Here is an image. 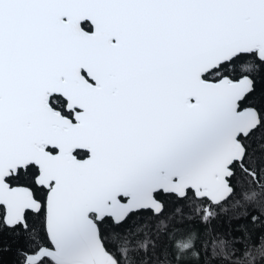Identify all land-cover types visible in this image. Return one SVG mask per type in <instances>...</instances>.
Returning <instances> with one entry per match:
<instances>
[{"label":"snow or ice","instance_id":"1","mask_svg":"<svg viewBox=\"0 0 264 264\" xmlns=\"http://www.w3.org/2000/svg\"><path fill=\"white\" fill-rule=\"evenodd\" d=\"M0 264H264V0H0Z\"/></svg>","mask_w":264,"mask_h":264},{"label":"trees","instance_id":"2","mask_svg":"<svg viewBox=\"0 0 264 264\" xmlns=\"http://www.w3.org/2000/svg\"><path fill=\"white\" fill-rule=\"evenodd\" d=\"M177 227H183V225L178 224ZM217 231H218V232H224L225 229H217ZM226 238H227L229 241L231 240V237H230V236H228V237H226ZM5 259L10 261V260L13 259V258H12V257H5Z\"/></svg>","mask_w":264,"mask_h":264}]
</instances>
